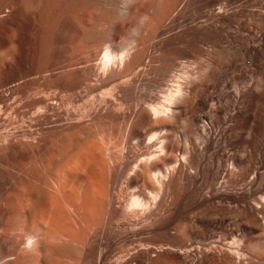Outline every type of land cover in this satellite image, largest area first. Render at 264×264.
Masks as SVG:
<instances>
[{"label":"bare ground","instance_id":"1","mask_svg":"<svg viewBox=\"0 0 264 264\" xmlns=\"http://www.w3.org/2000/svg\"><path fill=\"white\" fill-rule=\"evenodd\" d=\"M250 53L264 0H0V264H264Z\"/></svg>","mask_w":264,"mask_h":264},{"label":"clouds","instance_id":"2","mask_svg":"<svg viewBox=\"0 0 264 264\" xmlns=\"http://www.w3.org/2000/svg\"><path fill=\"white\" fill-rule=\"evenodd\" d=\"M126 6H127V4L125 5V7H126ZM125 19H126L125 15H123V14H119V20H118L119 23H123V22L125 21ZM146 20H147V17L142 18V19L139 21V25H140V26H143V24L146 22ZM138 31H139V30L137 29V30H134V31L131 33V37H132V39L129 41V45H130V46L135 44V42H136V37L138 36Z\"/></svg>","mask_w":264,"mask_h":264},{"label":"rangeland","instance_id":"3","mask_svg":"<svg viewBox=\"0 0 264 264\" xmlns=\"http://www.w3.org/2000/svg\"><path fill=\"white\" fill-rule=\"evenodd\" d=\"M250 55H252V57H254V58H251V56ZM250 55H249V57H250V59L251 60H253V61H256V62H259L258 60H260L259 59V57L258 56H256V57H258V59L255 57V53H250ZM257 59V60H256ZM260 62H261V60H260ZM262 64H263V66H264V61L262 60V62H261ZM254 76V77H253ZM257 75H252V79L249 81V82H251V81H254V80H257ZM264 77L262 78V83H264Z\"/></svg>","mask_w":264,"mask_h":264}]
</instances>
